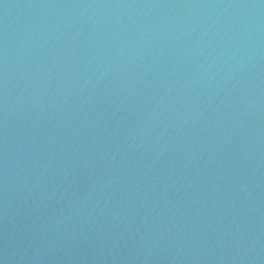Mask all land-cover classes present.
Wrapping results in <instances>:
<instances>
[{
	"label": "water",
	"instance_id": "1",
	"mask_svg": "<svg viewBox=\"0 0 264 264\" xmlns=\"http://www.w3.org/2000/svg\"><path fill=\"white\" fill-rule=\"evenodd\" d=\"M0 264H264V0H0Z\"/></svg>",
	"mask_w": 264,
	"mask_h": 264
}]
</instances>
